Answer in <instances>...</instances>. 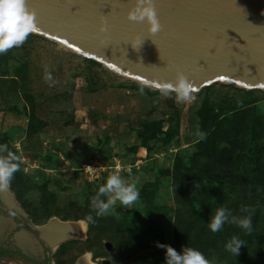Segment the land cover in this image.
I'll use <instances>...</instances> for the list:
<instances>
[{
  "label": "trees",
  "instance_id": "obj_1",
  "mask_svg": "<svg viewBox=\"0 0 264 264\" xmlns=\"http://www.w3.org/2000/svg\"><path fill=\"white\" fill-rule=\"evenodd\" d=\"M32 37L44 39L30 34L25 43ZM11 58L10 51L0 54V98L10 112L20 113L17 102L27 105L25 136H36L47 123L36 115L38 102L24 86L27 62L9 65ZM82 60L89 67L102 68L93 60ZM124 80L129 83L126 88L148 96L161 94ZM193 97L187 107L188 126L183 137L181 112L173 106L171 112H163L159 118L140 121L134 130L136 143L124 145L123 152L116 154L125 166L133 164L139 149L144 150L147 164L142 172L150 176L136 180L139 175L132 166L127 175L133 176L129 182L136 184L139 198L128 206L120 202L111 205L108 219L95 216L94 209H90V198L95 194L90 190L82 192L87 197L83 207H76L75 197L71 196L69 210L57 212L51 207L56 190L49 186L48 174L31 180L23 173L20 162L9 186L36 223L51 216L86 220L88 233L80 252L91 250L90 244L98 243L104 235L116 248L128 250L129 260L120 264H164V245L178 251L183 245L197 248L213 264H264V91L213 84L193 93ZM108 140L103 132L101 138L86 146H103L102 160L113 165L112 154L106 147ZM0 143H6L16 153L7 136ZM160 149L165 155L163 164L153 161ZM58 154L69 157L64 146H53V152L39 157V167L56 170ZM30 193L37 194L38 201L28 199ZM220 206L236 216L247 214L241 211L247 208L252 216V231L245 233L237 225L225 223L219 231L211 232L208 221ZM89 214L93 215L92 222L86 218ZM165 229L170 233L169 244L164 242ZM232 236L245 241L234 256L224 248Z\"/></svg>",
  "mask_w": 264,
  "mask_h": 264
},
{
  "label": "water",
  "instance_id": "obj_2",
  "mask_svg": "<svg viewBox=\"0 0 264 264\" xmlns=\"http://www.w3.org/2000/svg\"><path fill=\"white\" fill-rule=\"evenodd\" d=\"M26 2L35 12L31 34L149 89L161 91V83L181 72L194 93L213 84L264 91V0H154L161 24L155 34L147 33L146 23L127 19L134 0ZM84 226L81 219L51 216L31 227L54 252L65 242L84 240ZM104 246L111 248L109 242ZM18 247L25 256L32 254L26 242ZM90 259L83 253L73 264H95Z\"/></svg>",
  "mask_w": 264,
  "mask_h": 264
},
{
  "label": "rangeland",
  "instance_id": "obj_3",
  "mask_svg": "<svg viewBox=\"0 0 264 264\" xmlns=\"http://www.w3.org/2000/svg\"><path fill=\"white\" fill-rule=\"evenodd\" d=\"M8 51L12 56L8 60L9 65L18 61L27 62L28 73L24 86L38 102L36 115L47 126L36 136H25L26 111L29 108L21 101L16 103L20 113L10 112L0 98V141L8 137L27 178L35 180L39 174H48L51 181L49 186L56 190L51 207L59 213L61 210H69L71 196L75 197L76 207H83L87 197L82 192H96L110 174L118 173L125 182H129L133 176L127 174L135 166L139 175L135 177L136 180L138 178L141 181L150 176L142 172L147 164L144 150L139 149L133 164L125 166L116 155L123 152L124 145L136 143L134 130L143 119L159 118L163 112H171L174 106L181 112L180 136L183 137L187 132L186 115L191 100L177 101L175 94L148 96L126 88L129 83L122 77L104 68L89 67L79 56L41 38L32 37L28 44L24 42ZM45 69L51 73L54 83L44 79ZM8 105L11 106V103ZM103 132L109 138L106 147L112 154L113 165L102 160L105 153L103 146L100 145L98 149L86 146L101 138ZM53 146H64L69 157L58 154L60 160L56 170L41 169L39 157L53 152ZM163 149L158 150L153 157L157 164L164 163L165 155L160 152ZM81 161L88 162L77 165ZM28 199L38 201L37 194L30 193ZM117 202L114 200L112 205ZM90 209L93 210L91 205ZM110 212L100 217L108 219ZM43 221L40 220V223ZM83 221L87 238L88 224L86 220ZM169 236V231L165 229V244L171 242ZM86 238L63 243L53 258L58 264H73L83 253H89L90 260L95 264H101L102 259L108 260L110 264H120L130 258L128 250L116 248L104 235L98 243L90 244L91 250L80 252ZM105 242L111 244L110 250L105 248Z\"/></svg>",
  "mask_w": 264,
  "mask_h": 264
},
{
  "label": "clouds",
  "instance_id": "obj_4",
  "mask_svg": "<svg viewBox=\"0 0 264 264\" xmlns=\"http://www.w3.org/2000/svg\"><path fill=\"white\" fill-rule=\"evenodd\" d=\"M126 17L130 21L146 23V31L149 34H155L161 29L154 0H134L126 13ZM35 31V12L27 6L26 0H0V54L13 47L20 46ZM99 31L101 33L106 31L103 18L99 24ZM140 42L139 39L137 45ZM44 79L54 83L51 73L47 69L44 72ZM160 90L164 96L174 93L177 101L192 100L195 91L181 72H177L172 81L161 83ZM18 168V156L6 143H0V190H6L9 187L13 174ZM138 198L139 190L136 184L125 182L118 173H113L106 177L104 183L91 196L90 205L95 211V216L99 217L112 211L111 205L114 200H118L123 206H128ZM241 211L247 214L236 216L223 206L217 207L208 221V229L215 233L225 223H231L243 229L245 233H250L253 227L251 213L247 208H242ZM86 218L90 222L94 219L91 214ZM244 244L245 241L237 236H232L225 242L224 248L234 256L239 253L240 246ZM163 247L165 248L164 264H213V261L197 248L183 245L178 251L171 246L164 245Z\"/></svg>",
  "mask_w": 264,
  "mask_h": 264
},
{
  "label": "flooded vegetation",
  "instance_id": "obj_5",
  "mask_svg": "<svg viewBox=\"0 0 264 264\" xmlns=\"http://www.w3.org/2000/svg\"><path fill=\"white\" fill-rule=\"evenodd\" d=\"M8 191L13 199L0 190V264H58L53 255L62 244L50 252L31 227L39 226L47 219L41 223L34 222L10 186ZM19 242H26L32 254L25 256L18 247Z\"/></svg>",
  "mask_w": 264,
  "mask_h": 264
},
{
  "label": "crops",
  "instance_id": "obj_6",
  "mask_svg": "<svg viewBox=\"0 0 264 264\" xmlns=\"http://www.w3.org/2000/svg\"><path fill=\"white\" fill-rule=\"evenodd\" d=\"M48 41V40H47ZM71 53V52H70ZM73 54V53H72ZM80 57V56H79ZM82 59V57H80ZM111 73V72H110ZM113 74V73H112ZM114 75V74H113Z\"/></svg>",
  "mask_w": 264,
  "mask_h": 264
},
{
  "label": "built area",
  "instance_id": "obj_7",
  "mask_svg": "<svg viewBox=\"0 0 264 264\" xmlns=\"http://www.w3.org/2000/svg\"><path fill=\"white\" fill-rule=\"evenodd\" d=\"M194 98V97H193Z\"/></svg>",
  "mask_w": 264,
  "mask_h": 264
}]
</instances>
